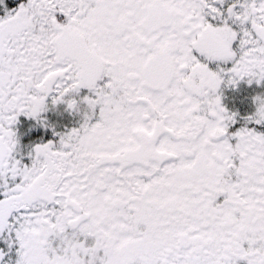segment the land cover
Instances as JSON below:
<instances>
[{"label":"snow or ice","instance_id":"1","mask_svg":"<svg viewBox=\"0 0 264 264\" xmlns=\"http://www.w3.org/2000/svg\"><path fill=\"white\" fill-rule=\"evenodd\" d=\"M0 264H264V0H0Z\"/></svg>","mask_w":264,"mask_h":264},{"label":"flooded vegetation","instance_id":"2","mask_svg":"<svg viewBox=\"0 0 264 264\" xmlns=\"http://www.w3.org/2000/svg\"><path fill=\"white\" fill-rule=\"evenodd\" d=\"M251 93L252 89L249 88L246 83H242L239 90H225V103L230 108L239 109L241 112H245L249 109L246 97H248ZM65 123L71 126L73 121L71 118H65Z\"/></svg>","mask_w":264,"mask_h":264}]
</instances>
